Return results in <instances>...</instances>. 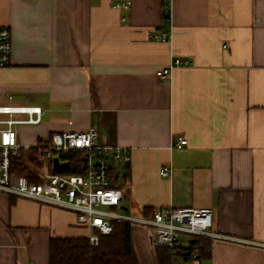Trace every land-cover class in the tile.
<instances>
[{
    "label": "crops",
    "instance_id": "crops-1",
    "mask_svg": "<svg viewBox=\"0 0 264 264\" xmlns=\"http://www.w3.org/2000/svg\"><path fill=\"white\" fill-rule=\"evenodd\" d=\"M118 1L0 0L11 32L0 106L42 110L19 142L95 128L130 150L114 171L128 214L211 209L214 230L237 241H211L200 264H264V0H169L168 18L165 0ZM177 58L190 66L160 79ZM90 233L70 211L0 193V264H49L51 238ZM133 246L158 264L145 229L133 227Z\"/></svg>",
    "mask_w": 264,
    "mask_h": 264
},
{
    "label": "built area",
    "instance_id": "built-area-1",
    "mask_svg": "<svg viewBox=\"0 0 264 264\" xmlns=\"http://www.w3.org/2000/svg\"><path fill=\"white\" fill-rule=\"evenodd\" d=\"M165 16L170 15V2L165 0ZM113 8L130 10V3L119 0ZM126 20L125 17L122 19ZM171 34L160 33L156 38L168 41ZM11 32L0 26V68L10 63ZM190 66L188 61L179 58L158 72L163 80L171 79L174 67ZM0 193L10 197L26 199L53 208L74 213L80 226L91 230L89 240L98 245L99 234L109 235L114 223L128 222L148 232L151 248L164 249L171 253L174 264H200L198 253H190L191 241L206 238L210 241H237L236 238L214 230L211 209L167 207L150 217L133 216L123 210V190L116 184L115 167H129L131 153L126 147L101 144L95 128L86 131L55 132L47 143L26 147L19 142V125H36L42 120V110L36 106H0ZM24 116L17 118L16 116ZM187 140L179 139L173 144L182 148ZM31 151H36L31 160ZM26 154L27 169L15 172L14 158ZM84 160L82 173L66 172L70 158ZM67 163L57 170L54 160ZM79 164L81 162L79 161ZM172 169L165 166L162 176H170ZM187 240V241H185Z\"/></svg>",
    "mask_w": 264,
    "mask_h": 264
},
{
    "label": "trees",
    "instance_id": "trees-1",
    "mask_svg": "<svg viewBox=\"0 0 264 264\" xmlns=\"http://www.w3.org/2000/svg\"><path fill=\"white\" fill-rule=\"evenodd\" d=\"M35 152H30V159L34 161ZM25 156L22 152L19 157L14 158L15 172L23 173L27 169ZM83 161L77 155L70 158V166L66 172L82 173ZM127 176L128 174L124 175L122 183ZM116 184L119 185V180H116ZM154 212L153 209L145 208L142 216L150 217ZM211 244L206 238L194 239L189 252L198 253L200 260L209 258ZM156 259L158 264H174L171 253L164 249L156 250ZM49 264H140L133 246V226L128 222L114 223L113 231L109 235L99 234L98 245H92L89 237H53L49 243Z\"/></svg>",
    "mask_w": 264,
    "mask_h": 264
},
{
    "label": "water",
    "instance_id": "water-1",
    "mask_svg": "<svg viewBox=\"0 0 264 264\" xmlns=\"http://www.w3.org/2000/svg\"><path fill=\"white\" fill-rule=\"evenodd\" d=\"M54 165H55V168L57 170H62L67 165V163L60 164L59 161H58V159H55L54 160ZM122 208L125 211L127 210V207H125V206H122Z\"/></svg>",
    "mask_w": 264,
    "mask_h": 264
},
{
    "label": "rangeland",
    "instance_id": "rangeland-1",
    "mask_svg": "<svg viewBox=\"0 0 264 264\" xmlns=\"http://www.w3.org/2000/svg\"><path fill=\"white\" fill-rule=\"evenodd\" d=\"M122 186V185H121ZM127 206H129V205H127ZM127 213L129 212V211H126ZM136 228V227H135ZM185 241H187V240H185Z\"/></svg>",
    "mask_w": 264,
    "mask_h": 264
}]
</instances>
